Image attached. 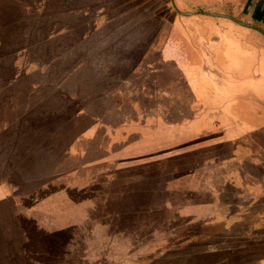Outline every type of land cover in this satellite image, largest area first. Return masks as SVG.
Masks as SVG:
<instances>
[{
    "label": "rangeland",
    "instance_id": "rangeland-1",
    "mask_svg": "<svg viewBox=\"0 0 264 264\" xmlns=\"http://www.w3.org/2000/svg\"><path fill=\"white\" fill-rule=\"evenodd\" d=\"M165 1L0 0V170L19 184L14 198L0 197V264H86L88 252L81 247L98 245L105 229L112 238L125 230L124 241L130 242L112 240L115 248L110 253L91 251L92 264H128L154 239L177 232L184 214L216 215L226 210L218 203L220 196L244 193L239 187L224 190L217 181L219 173L207 181V164L219 159L212 157L215 145L202 138L190 142L193 147L185 149L189 154L179 156L190 162L193 158L190 166L178 163L177 155L164 148L167 154L155 159L146 154L120 164L102 160L103 165L89 160L78 174L53 173L66 167L67 161L57 160L62 155L56 148L75 138L70 123L77 108L82 112L95 106L84 109L88 93L97 89L86 91L79 78L87 71L97 73L95 78L101 70L116 73L136 65L149 39L168 29L171 14L160 7ZM252 20L250 24L264 31V16ZM23 84L35 90L26 95ZM53 84L71 97L59 100L52 93V102L45 99L42 95L53 90ZM127 92L119 96L118 120L136 103L133 92ZM44 100L50 106L42 105ZM77 125L84 130L85 122ZM76 138L80 152L84 138ZM209 196L217 199L211 209L198 211L197 202L204 204ZM256 242L248 237L252 248H258ZM239 252H158L152 253L157 262L149 264H257L260 253ZM150 254L138 259L148 262Z\"/></svg>",
    "mask_w": 264,
    "mask_h": 264
},
{
    "label": "crops",
    "instance_id": "crops-1",
    "mask_svg": "<svg viewBox=\"0 0 264 264\" xmlns=\"http://www.w3.org/2000/svg\"><path fill=\"white\" fill-rule=\"evenodd\" d=\"M160 7L166 15L171 14L168 29L149 39L136 65L116 73L101 70V75L95 78L97 73L87 71L79 78V83L87 85L86 91L97 89L88 93L84 109L93 107L91 103L95 106L86 112L77 108L70 123L75 138L68 146L56 148L62 155L57 160L67 161L66 167L53 173L66 177L73 171L78 174L81 168L88 167L89 160L92 165H103L102 160L120 164L129 157L136 160L146 154L155 159L167 154L161 151L164 148L177 155L178 163L184 161L190 166L193 158L190 159L193 162L179 158L187 155L186 148L193 147L190 142L201 138L206 143L212 142L215 145L212 157L219 161L207 164L210 167L207 181L215 178L212 173H219L217 181L224 190L239 187L244 193L240 197L232 193L220 196L218 203L226 210L216 215L207 211L184 214L185 222L176 227L177 232L162 240L154 239L128 264L157 262V255L152 253L197 250L210 255L260 253L257 264H264V35L245 25L264 16V0H173V3L166 0ZM204 12L229 15L246 23ZM52 87L46 96L42 95L45 99L52 102V93L59 100L71 97L56 84ZM24 89L26 95L35 90L28 85ZM2 90H6L5 86ZM122 91L133 92L136 103L118 120ZM15 97L18 98L16 94ZM49 101L41 104L50 106ZM81 121L85 122L84 130L77 125ZM78 134L84 138L80 141V152L75 148ZM200 165H196L199 170ZM196 167L192 166V171ZM7 176L0 170V197L11 194L14 198L19 184ZM214 197L207 198L210 203L197 202L198 211L204 206L211 209V203L217 200ZM107 230L97 239L101 240L98 245L87 243L81 247L82 252H88L84 256L87 259L83 258L86 264H92L91 251L110 253L115 242H130L124 241L125 230L115 233L114 238ZM248 237L257 241L258 248L247 243ZM143 254H150L148 262L138 259Z\"/></svg>",
    "mask_w": 264,
    "mask_h": 264
},
{
    "label": "water",
    "instance_id": "water-1",
    "mask_svg": "<svg viewBox=\"0 0 264 264\" xmlns=\"http://www.w3.org/2000/svg\"><path fill=\"white\" fill-rule=\"evenodd\" d=\"M171 2L173 3V0H171ZM204 13L212 15V16H227V17L235 20L236 22H238L240 24H245V23H243V22H241V21H239V20H237L234 17H231L229 15H223V14H219V13H215V12H204ZM245 25H248L249 27H252V28L256 29L257 31H259L260 33H262L264 35V31L261 28L255 26V25H251V24H245Z\"/></svg>",
    "mask_w": 264,
    "mask_h": 264
},
{
    "label": "flooded vegetation",
    "instance_id": "flooded-vegetation-1",
    "mask_svg": "<svg viewBox=\"0 0 264 264\" xmlns=\"http://www.w3.org/2000/svg\"><path fill=\"white\" fill-rule=\"evenodd\" d=\"M250 24V23H249ZM252 25V24H251Z\"/></svg>",
    "mask_w": 264,
    "mask_h": 264
}]
</instances>
